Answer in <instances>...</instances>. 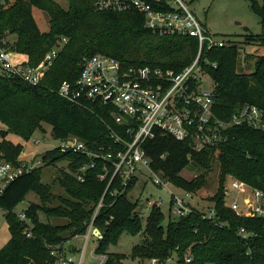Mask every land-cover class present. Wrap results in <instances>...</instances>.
<instances>
[{"label":"trees","instance_id":"1","mask_svg":"<svg viewBox=\"0 0 264 264\" xmlns=\"http://www.w3.org/2000/svg\"><path fill=\"white\" fill-rule=\"evenodd\" d=\"M67 1L66 8L58 0H7V7L0 10V36L15 35L12 49L27 54L32 65L38 64L58 40L69 39L41 84L32 85L18 77L0 75V121L6 126L3 134L12 132L29 140L35 132H45L44 123H48L57 139L75 136L92 149L102 144L106 152L116 153L123 144L114 141L110 129V125L115 126L112 117L98 106H82L60 96L56 92L58 87L65 80H76L84 59L96 53L115 56L127 65L181 71L194 60L198 41L190 36L158 35L145 27L144 14L138 11L97 10L96 0ZM250 2L260 15L262 32L248 35L246 42H256L264 49V0ZM34 7L47 12L48 30L40 28ZM242 53L235 41L215 47L207 54L216 63V66L206 65V69L215 84L214 111L223 120L230 119L247 103L264 111V51L256 56L252 71L241 64ZM224 133L229 135L227 142L202 151L192 148L188 139L179 140L162 131L145 140L143 148L151 168L187 191H199L207 183L213 164H219L218 186L209 197L216 214L212 219L204 218L203 212L195 207L186 215L174 218L169 215L165 223L161 207L153 205L142 243L133 247L134 257L156 258L155 264H165L176 252L179 264H264L263 218L238 215L224 203L228 175L264 191V129L243 123L230 126ZM0 149L8 159L16 161L23 144L4 140ZM43 157L48 164L68 159L74 171L91 162L88 156L63 152L60 147L46 150ZM105 165L108 172L101 178ZM188 165L198 170L196 176L182 175ZM113 170L110 161H98L93 168L86 169L83 181L63 171L60 182L68 196L56 206L47 204L50 193L41 180V167L15 179L0 198L11 233L0 249V264H46L52 260L49 244L61 243L87 230ZM136 181L134 178L125 192L113 193L116 187L112 185L94 220V226L103 231L96 251L108 255L105 264H118L122 258L121 254L108 252L111 243L117 244L124 232L137 233L142 228L141 216L136 212L138 200L128 197ZM31 190L40 196L41 203L26 209L28 220H22L13 208ZM40 211L48 218L67 220L63 224L43 222ZM242 227L256 231L257 235L249 241L241 238L238 231ZM27 231L32 235L28 236ZM67 232L71 234L69 237L65 236Z\"/></svg>","mask_w":264,"mask_h":264},{"label":"built area","instance_id":"2","mask_svg":"<svg viewBox=\"0 0 264 264\" xmlns=\"http://www.w3.org/2000/svg\"><path fill=\"white\" fill-rule=\"evenodd\" d=\"M6 4H9L7 0H0V10L7 7ZM95 8L115 12L138 11L144 14L145 27L152 32L194 37L198 41V50L192 63L181 71L151 65H127L115 56L96 53L84 59L76 80H65L58 87L56 92L60 96L82 106H98L111 116L115 125H110L112 136L115 142L123 144V148L116 153L106 152L102 144L92 149L75 136L62 140L58 146L63 152L71 151L91 158L90 164L76 170L80 181L85 180L86 169L93 168L98 161H110L114 170L87 230L75 235L85 239L80 257L72 253L77 249L74 244L70 251L68 239L49 244L53 259L46 264H86L85 246L91 234L95 235L94 220L103 205L104 195L112 185L116 187L113 193L125 192L134 178L147 169L153 173L155 184L170 188L172 182L151 168L150 158L143 148L145 140L154 137L157 132L171 134L179 140L188 139L192 148L202 151L227 142L229 135L224 130L230 126L247 123L264 129V111L254 104L242 105L239 112L228 120L221 119L215 113V84L212 87L203 84L204 77H211L206 65L216 66L207 54L215 47L228 46L232 42L210 31L190 9L186 0H96ZM68 41L67 37L58 40L38 64L32 65L27 54L12 49L13 40L9 36H0V75L18 77L29 84L39 85ZM36 143H39L38 139ZM44 153L35 154L30 161L25 158L13 161L0 149V198L15 179L45 163ZM104 170L101 178H105L108 172L107 165ZM170 191V208L174 215L189 214L197 207L193 203L194 192L183 189L181 195ZM160 203V200H153L149 205L151 208L155 204L160 207ZM224 203L238 215L264 220V191L233 175H228L226 179ZM0 209L3 208L0 206ZM25 211L18 213L22 220H28ZM201 211L203 217L208 219L214 218L216 214L213 203L207 210ZM238 234L249 241L257 232L242 227ZM27 235L31 236L32 233L27 231ZM92 254L96 256L93 264L106 263V253H98L95 249ZM152 262L155 264L157 259L152 258Z\"/></svg>","mask_w":264,"mask_h":264},{"label":"rangeland","instance_id":"3","mask_svg":"<svg viewBox=\"0 0 264 264\" xmlns=\"http://www.w3.org/2000/svg\"><path fill=\"white\" fill-rule=\"evenodd\" d=\"M64 7H68L67 0H58ZM262 3L263 0H257ZM190 9L198 16L206 27L217 36L229 41H237L241 46L243 53L241 55V64L248 71L254 69V62L256 56L261 54L264 49L261 48L256 42L247 43V37L250 34H259L262 32V26L260 21V15L256 13L252 7L250 0H186ZM34 16L43 31L49 29V17L45 10L34 7ZM15 35H9L10 39H14ZM252 54L247 56V54ZM247 56V57H246ZM246 70V71H247ZM203 84L206 87H212L214 80L210 76L203 78ZM45 132H35V134L29 139L25 140L21 136L9 132L3 134L6 126L0 121V142L4 140L11 141L14 144H23V149L20 152V158H25L28 161L32 160L33 156L37 153L43 154L46 150L55 148L61 145L63 142L61 139H57L52 135V127L48 123H44ZM39 143H36V140ZM69 160L62 158L55 163L50 162L42 164L41 180L49 187L50 196L48 197L47 204L53 206L60 205L62 199L68 196V192L62 186L60 177L65 173H71L72 175H78V172L72 170L69 165ZM198 170L191 165L185 167L182 171V175L187 178L196 176ZM219 164L214 163L213 169L207 176V183L194 194L193 203H197V207L201 210H207L212 204L209 197H211L218 186ZM154 175L147 169H144L137 177V181L134 187L129 191L128 197L133 200H138V207L136 212L141 216L142 228L137 233L124 232L117 244L111 243L108 246V252L114 254H121L122 258L118 264H153L152 259L134 257L132 255L133 247L142 243L143 232L146 226V221L151 213V206L149 202L153 200H160V207L165 214V223L171 217H176L170 208L172 202L173 190L183 195V189L172 184L170 188L161 187L153 182ZM226 183V182H225ZM41 203L40 196L31 190L27 193L24 200L19 202L13 211L21 213L28 209L31 205ZM39 218L43 222L50 221L51 224H63L66 222V218L50 217L43 212H39ZM71 234L66 233L65 236L69 237ZM11 237L9 224L6 219V211L0 209V249L9 241ZM69 244H74L77 249L72 253L77 257H80V251L83 248L84 238L82 236H70ZM99 245V238L91 234L88 243L85 246L84 262L86 264H93L96 261V256L92 254ZM165 264H179L177 253L166 260Z\"/></svg>","mask_w":264,"mask_h":264},{"label":"water","instance_id":"4","mask_svg":"<svg viewBox=\"0 0 264 264\" xmlns=\"http://www.w3.org/2000/svg\"><path fill=\"white\" fill-rule=\"evenodd\" d=\"M93 233L95 235H98L99 237L103 236V231L101 229H99L98 227L94 228ZM69 249H70V251L73 250V245L72 244H70Z\"/></svg>","mask_w":264,"mask_h":264},{"label":"crops","instance_id":"5","mask_svg":"<svg viewBox=\"0 0 264 264\" xmlns=\"http://www.w3.org/2000/svg\"><path fill=\"white\" fill-rule=\"evenodd\" d=\"M195 205H197V203H195ZM198 206V205H197Z\"/></svg>","mask_w":264,"mask_h":264}]
</instances>
